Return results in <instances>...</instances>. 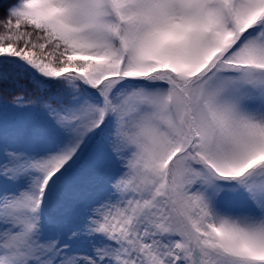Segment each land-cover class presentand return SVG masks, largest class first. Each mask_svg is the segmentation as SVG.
Masks as SVG:
<instances>
[{"label":"snow or ice","instance_id":"snow-or-ice-1","mask_svg":"<svg viewBox=\"0 0 264 264\" xmlns=\"http://www.w3.org/2000/svg\"><path fill=\"white\" fill-rule=\"evenodd\" d=\"M0 8V264H264V0Z\"/></svg>","mask_w":264,"mask_h":264},{"label":"trees","instance_id":"trees-1","mask_svg":"<svg viewBox=\"0 0 264 264\" xmlns=\"http://www.w3.org/2000/svg\"><path fill=\"white\" fill-rule=\"evenodd\" d=\"M15 0H4L5 4H8V3H13ZM3 14V9L0 8V15ZM11 98V97H10Z\"/></svg>","mask_w":264,"mask_h":264},{"label":"rangeland","instance_id":"rangeland-1","mask_svg":"<svg viewBox=\"0 0 264 264\" xmlns=\"http://www.w3.org/2000/svg\"><path fill=\"white\" fill-rule=\"evenodd\" d=\"M15 2H16V0L13 3H15Z\"/></svg>","mask_w":264,"mask_h":264}]
</instances>
